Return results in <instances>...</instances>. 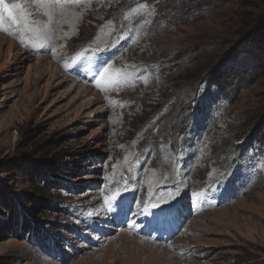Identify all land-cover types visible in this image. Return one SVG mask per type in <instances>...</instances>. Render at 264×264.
Listing matches in <instances>:
<instances>
[{
  "label": "rangeland",
  "instance_id": "rangeland-1",
  "mask_svg": "<svg viewBox=\"0 0 264 264\" xmlns=\"http://www.w3.org/2000/svg\"><path fill=\"white\" fill-rule=\"evenodd\" d=\"M185 1L0 0V264H264V67Z\"/></svg>",
  "mask_w": 264,
  "mask_h": 264
},
{
  "label": "trees",
  "instance_id": "trees-1",
  "mask_svg": "<svg viewBox=\"0 0 264 264\" xmlns=\"http://www.w3.org/2000/svg\"><path fill=\"white\" fill-rule=\"evenodd\" d=\"M182 2H184L182 7H185L187 11L192 10L191 4L186 3L187 1L185 0H182ZM212 2H214V0H202V4L204 5L207 13L209 11L212 12L213 10ZM227 2L228 4L235 5L236 7V11L230 17L231 19H229V24L222 26V29L228 34L230 39L220 40L217 44L213 45H208L206 43L202 49L207 50V54L210 56L211 54L213 55L214 53L221 52L223 50L235 51L237 53V59H242L243 54L245 53L249 56L252 54L257 57V64H261V66L264 67V0H227ZM201 37L202 40H200L199 37V41L204 42L207 36L202 34ZM210 47H216V49L211 50ZM221 58L222 57H219L218 60H215L210 57L207 64H204L201 67L199 80L201 83L203 81L208 82V79L215 76L216 79H213L216 81L218 88L223 91L224 95L227 92L229 95L228 99H232L240 90L242 82L238 75H231L229 74V71L226 70L227 72H222V69H219L223 66V64L229 62L226 60L220 63ZM245 61L246 60L244 59V64ZM235 62L242 64V61L238 62V60H236ZM251 64H253V66L256 65V63ZM224 76H229V78L226 79L227 82L224 81L225 84L220 85V81ZM43 238L44 237L42 235V239Z\"/></svg>",
  "mask_w": 264,
  "mask_h": 264
},
{
  "label": "bare ground",
  "instance_id": "bare-ground-1",
  "mask_svg": "<svg viewBox=\"0 0 264 264\" xmlns=\"http://www.w3.org/2000/svg\"><path fill=\"white\" fill-rule=\"evenodd\" d=\"M164 216H165V215H164ZM121 218H122V216L119 217V219H121Z\"/></svg>",
  "mask_w": 264,
  "mask_h": 264
}]
</instances>
